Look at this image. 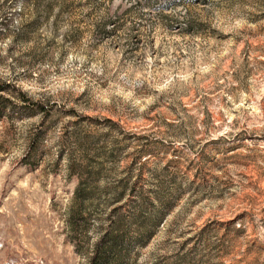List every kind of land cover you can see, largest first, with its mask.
Listing matches in <instances>:
<instances>
[{
	"label": "rangeland",
	"instance_id": "1",
	"mask_svg": "<svg viewBox=\"0 0 264 264\" xmlns=\"http://www.w3.org/2000/svg\"><path fill=\"white\" fill-rule=\"evenodd\" d=\"M0 85V264H264V0H0Z\"/></svg>",
	"mask_w": 264,
	"mask_h": 264
},
{
	"label": "trees",
	"instance_id": "2",
	"mask_svg": "<svg viewBox=\"0 0 264 264\" xmlns=\"http://www.w3.org/2000/svg\"><path fill=\"white\" fill-rule=\"evenodd\" d=\"M5 88V86L0 85V91ZM87 184V181L84 182L81 180L76 189V198L74 201L77 202V209H73L69 212V225L73 228L77 226L76 216L78 215L80 208L87 199L88 194L91 193L86 189ZM122 249L123 246L120 235H117L114 232L110 233L95 244L94 256L92 257L90 264H109L120 256Z\"/></svg>",
	"mask_w": 264,
	"mask_h": 264
}]
</instances>
